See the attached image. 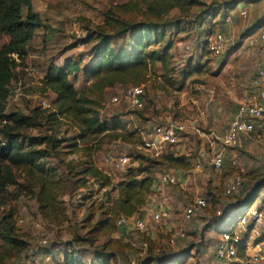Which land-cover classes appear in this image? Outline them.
Returning <instances> with one entry per match:
<instances>
[{
	"label": "rangeland",
	"instance_id": "rangeland-1",
	"mask_svg": "<svg viewBox=\"0 0 264 264\" xmlns=\"http://www.w3.org/2000/svg\"><path fill=\"white\" fill-rule=\"evenodd\" d=\"M126 1H31L34 12L39 14L46 27L37 31L28 45L27 56L22 61H17L4 113L15 115L13 124L16 126L23 125L16 129V133L25 144L30 139L43 137L51 143H54L53 139L58 141L57 144L54 143V148L52 144H48L50 142L40 148L48 150L46 163L55 168L63 179L66 195H61L59 201L65 205L67 216L63 222H50L41 217L37 203L28 191L19 189L21 195L15 199L13 194L19 190L13 186L8 187L7 205L0 207V213L9 208L16 209L18 234L29 243V248L26 253L5 264H67L64 258L70 254L76 257L75 264H96L95 252H100V247L106 242L117 243L122 247L121 250L112 247L104 252L115 257L108 264H142L151 258L156 259L152 264H160L158 257L163 255L162 264H217L214 249L221 230L226 229L237 218L245 217L247 212L246 203L238 204L242 195L224 196L225 182L230 178L239 179L246 192V189L255 185V179H264V139L255 135L243 140L234 149H226V165L222 171H214L210 165L211 144L220 145V139L234 114L239 98L249 90L246 88L247 80H250L253 71L247 77L244 66L247 61L249 68L252 61V56L248 55L253 50L258 54L255 65L261 59L258 48L249 44L246 33L258 21L261 22L259 27L263 26L264 19H230L229 23L226 19H218L220 24L215 26L214 33L224 35L226 50L219 58H213L207 53L198 25L199 20L205 19L201 15L203 6L228 0H199L201 5L192 8L189 19L182 17V30H167L163 42L154 46L155 49H160L167 41L173 43V60L167 74V80H171L173 85L164 81L162 70L156 68L149 72L147 81L143 84L142 109L132 108L125 99V93L131 86L106 89L99 110L100 119L110 125L119 121L124 126L121 133L129 142L90 135L82 141L78 138L79 130L69 118H59L54 123L45 118L46 114H38L43 110L50 112L51 109H43L41 105L45 102L52 106L54 99L53 93L45 92L42 85L48 67L52 63L62 66L66 58L82 59L83 64H86V55L91 45L82 44L79 39L85 37L87 30L96 31V27L103 21L104 13L110 7ZM77 3L79 8L75 7ZM262 5L264 4H260ZM258 7L249 6V17L255 14ZM258 13L257 9L256 14ZM21 14L25 17V8ZM179 18L180 13L172 11L165 19L175 21ZM142 20L141 17L136 18L137 22ZM187 21L193 22L185 23ZM8 41L9 37L0 33V47ZM128 44V38L123 37L115 48L118 51L124 50ZM194 67L199 68V71L194 72ZM77 78L76 89L79 93L85 92L89 84L81 73H78ZM114 97L118 98L117 102L112 101ZM164 117L167 118L166 121ZM167 121L183 123L190 131H198L196 134H188L189 147H185L187 152L183 156L186 157L189 167L184 170L173 169V172L177 171L184 188L162 186L159 183L160 174L172 169L161 159L151 158L149 153L140 149L143 138L146 139L154 127ZM74 142L77 147L68 148ZM108 154H125L130 157V169L150 167L147 174L138 176L141 179L148 175L154 182L144 207L164 203L171 213L168 225L150 222L148 233L124 231L115 226V232L101 236L94 245L83 241L89 231L84 222L89 217V211L94 214V224L100 220L103 212L101 207H108L118 196L117 191L102 188L92 179H87L85 186L79 189L82 179L80 173L85 168V162L90 158L113 183L122 181L129 169L116 171L105 166L103 161ZM157 162L159 164L156 165ZM68 164L73 167L71 174L65 168ZM197 164L200 165L199 169L195 167ZM14 175L18 184L26 185L21 171H14ZM198 197L208 199L210 205L214 199L215 209L198 211L191 222H183V210ZM262 200L264 188L259 191L251 207H259ZM144 207L141 208L140 215L143 214ZM217 211H226L227 218L218 219ZM214 215L217 218L213 219L215 224L210 228L209 222ZM20 219L22 223L17 222ZM262 230L258 231L259 236L263 235L264 228ZM178 231L184 232L185 238L170 245L169 238ZM43 240H46L45 245L42 244Z\"/></svg>",
	"mask_w": 264,
	"mask_h": 264
},
{
	"label": "trees",
	"instance_id": "trees-1",
	"mask_svg": "<svg viewBox=\"0 0 264 264\" xmlns=\"http://www.w3.org/2000/svg\"><path fill=\"white\" fill-rule=\"evenodd\" d=\"M31 1L0 0V33L9 37V41L0 47V207L7 205L8 187L13 186L17 190L24 188L34 197L41 217L50 222H63L67 216L66 207L59 201V197L66 195L64 182L56 169L46 163L49 157L48 150L40 148L50 141L43 137L30 139L25 144L16 133V129H20L19 126L23 127V125L16 126L13 124L15 115L4 113L9 97V85L13 80L17 61H22L27 56L28 45L36 36L37 31L46 27L39 14L34 12ZM242 1L228 0L224 3L203 6L201 15L205 19L199 20L198 25L204 37L205 49L207 39L218 34L214 33L215 26H218L220 20L224 19L225 13L234 10ZM261 1L263 0H245L251 4ZM200 2L199 0H127L110 7L104 13L103 21L96 27V31L87 30L85 37L79 39L80 43L91 45L86 55L88 57L86 64H83L82 59L66 58L62 66L52 63L48 67L42 79V85L45 92H51L54 95L53 111L43 110L41 113L37 111L36 113L46 114L45 118L54 123L59 121V118H69L79 130L78 138L82 141L90 135L92 137H112L113 141L129 142L130 140L121 133L124 126L119 121L110 125L100 119L99 110L106 89L115 86H141L147 81L148 73L156 68L162 70L161 76L164 81L173 85L171 80H167L173 60L171 53L173 43L167 41L160 49H155L154 46H159L163 42L167 30L169 32L182 30V17L189 19L192 8L201 5ZM23 8L26 10L25 17L21 14ZM172 11H178L181 18L166 21L165 18ZM139 17L143 20L137 22L136 18ZM260 23L258 21L251 27L246 36L259 28ZM123 37L128 38L129 44L126 49L118 51L115 47ZM197 71L199 68L194 67V72ZM78 73H81L83 79L89 84L88 89L82 93H79L75 87ZM53 141L55 144L58 143L56 139ZM54 143L48 144H52L54 148ZM76 147L77 143L74 142L68 148ZM159 159L171 169L184 170L189 167L186 157L174 156L169 151ZM65 168L69 174L72 173L71 165L68 164ZM149 168H129L122 181L113 183L111 178L97 168L90 158L85 162V168L80 173L83 181L80 180L79 189L85 186L87 179H92L102 188L117 191L118 196L110 202L108 207H101L103 212L100 220L94 224L92 223L94 214L89 211V217L84 221L89 231L83 241L94 245L101 236L115 232V220L118 217L140 214L154 182L148 175L141 179H138V176L147 174L150 171ZM16 170L21 171L26 185L17 183L14 175ZM255 180V185L246 189V192L243 190L238 200L239 205L246 203L247 210L257 198L259 191L264 188V179ZM20 195L19 190L13 194V197L16 199ZM207 203L206 209H215L214 199L211 205L208 199ZM15 213L14 208L0 213V264H5L14 257L26 253L29 248V243L18 234ZM214 218L217 217L214 215L211 218L210 228L215 224L213 223ZM220 218H227V212L224 211L223 216L218 217ZM238 221L237 218L234 223H230L228 229H231ZM224 230L226 229L221 232ZM112 247L122 249L117 243L106 242L100 247V252H95L96 264H108L110 260L115 259L114 255L104 253ZM158 259L162 264L164 255ZM64 260L67 264L76 263V257L71 254L66 255ZM155 260L151 258L142 264H152Z\"/></svg>",
	"mask_w": 264,
	"mask_h": 264
},
{
	"label": "built area",
	"instance_id": "built-area-1",
	"mask_svg": "<svg viewBox=\"0 0 264 264\" xmlns=\"http://www.w3.org/2000/svg\"><path fill=\"white\" fill-rule=\"evenodd\" d=\"M75 7L79 8V4L77 3ZM238 15L245 19L247 10L244 7L239 8ZM225 19L229 23L231 16L227 15ZM247 40L250 45H255L258 48L262 59L254 68L249 90L237 102L234 114L220 139V145L211 144L210 165L217 172L222 171L226 165V149L238 147L243 140L252 135L264 139V25L249 34ZM206 49L211 57H221L226 50V38L220 33L209 37ZM125 99L132 108L142 109L144 103L143 85L130 87L125 93ZM112 101L117 102L118 98L114 97ZM41 106L43 109L53 111V107L48 103L44 102ZM197 132V130L190 131L183 123L167 121L154 127L148 137L143 138L140 149L149 153L151 158L159 159L167 153L169 147H173L181 141L183 134H196ZM103 163L105 166L119 171L131 167V158L125 154L116 156L108 154ZM195 167L199 169L200 165L197 164ZM159 183L162 186L184 188L180 178L172 171L161 173ZM243 190L244 186L241 180L230 178L225 182L223 193L225 197H238L243 193ZM207 207V199L198 197L183 210L181 220L191 222L196 212L205 210ZM142 213L141 215L120 216L115 220V226L124 231L148 233L150 222L166 226L171 218V213L164 203L155 206L147 205L143 208ZM223 213V211L216 212L219 217H222ZM17 222L22 223V220ZM262 228H264V200L257 208L250 206L245 217H241L231 229L227 227L220 233L214 249V259L217 264H258L264 262V233L260 236L258 233L260 229L263 231ZM184 238L185 233L178 231L169 238V244L175 245L177 240ZM42 244L45 245L46 240H43Z\"/></svg>",
	"mask_w": 264,
	"mask_h": 264
},
{
	"label": "crops",
	"instance_id": "crops-1",
	"mask_svg": "<svg viewBox=\"0 0 264 264\" xmlns=\"http://www.w3.org/2000/svg\"><path fill=\"white\" fill-rule=\"evenodd\" d=\"M241 3V4H240ZM239 4H238V6L234 9V10H232V11H228V12H226L225 13V17H224V19L226 18V16L227 15H229V16H231V19H243V18H241L239 15H238V9L239 8H242V7H244L246 10H247V17L245 18V19H262L263 17H264V5H262V6H260V4H264V0L263 1H261V2H259V3H255V4H251V3H248V2H245V1H242V2H240ZM249 6H251V7H253V6H260V7H258V8H256V10L258 9L259 10V13L258 14H256V10H255V14H252L250 17H249ZM263 7V8H262ZM261 8V9H260ZM263 11V12H262ZM235 12V15L233 14ZM257 53L253 50V53L252 54H250V55H248V56H252L251 57V59L250 60H252V61H250V65H249V68H248V63H247V61H246V64H245V66H244V69H246V73H247V77H248V74H250L252 71H254V68H255V62H256V58H257ZM259 55L261 56V59H262V55H261V53L259 52ZM260 59V60H261ZM253 60H255L254 62H253ZM259 60V61H260ZM253 74V73H252ZM248 81V83H247V89L249 88V85H250V81H251V77H250V80H247ZM245 92V91H244ZM160 120H161V118H159ZM165 121L167 120V118H163ZM188 134L189 133H187V134H183L182 135V137H181V141L177 144V145H175V146H173V147H169V149H168V151L169 152H171V153H173L174 154V156H180V155H184V154H186V152L187 151H185V147H189L188 146V140H189V136H188ZM209 159V158H208ZM172 172H173V169L171 170ZM175 171L176 170H174V174L176 175V176H178L179 177V175L177 174V171H176V173H175ZM168 192V191H167Z\"/></svg>",
	"mask_w": 264,
	"mask_h": 264
}]
</instances>
